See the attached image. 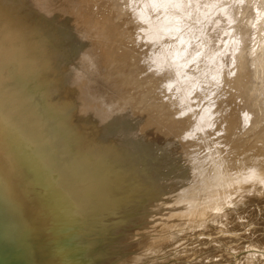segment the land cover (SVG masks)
Returning <instances> with one entry per match:
<instances>
[{
    "label": "bare ground",
    "instance_id": "1",
    "mask_svg": "<svg viewBox=\"0 0 264 264\" xmlns=\"http://www.w3.org/2000/svg\"><path fill=\"white\" fill-rule=\"evenodd\" d=\"M93 2L0 0V264H264V149L218 146L241 0ZM39 70L59 112L89 94L73 158L23 92Z\"/></svg>",
    "mask_w": 264,
    "mask_h": 264
},
{
    "label": "rangeland",
    "instance_id": "2",
    "mask_svg": "<svg viewBox=\"0 0 264 264\" xmlns=\"http://www.w3.org/2000/svg\"><path fill=\"white\" fill-rule=\"evenodd\" d=\"M93 1V10L100 3L107 4L110 11L114 13L113 20L115 22L122 21L128 16V11L125 9V6L128 5L129 0ZM231 1L236 0H225V3L229 4ZM28 25L32 26V23ZM225 31L229 32L230 39L238 37L240 45L235 54V72L229 83H227L226 93L222 99V101L229 103L231 108H233V125L231 131L223 138V141L218 146L223 153H228L225 155L226 158L237 161L241 156L240 154L244 151L253 148L258 149V151L264 149V0H241L238 7L236 6L235 8L232 21L225 26ZM26 64L30 68L37 70L35 68L36 65L34 66L30 61H26ZM40 74L41 70L31 76L28 75L27 80L23 81L25 83L23 92L29 96L30 100L28 103L30 105L32 104L31 106L33 108H36V106L37 108H42L41 114L43 115L44 113L43 116L47 119L45 120L47 122L50 121L48 124H51L54 131L58 130L57 132L66 136L68 144H71L70 155L73 158L76 147L83 140H81L82 136L77 128L70 122V117L75 112L77 103L83 102V99L87 98L86 95L88 96L89 94L86 90H81L80 85L74 88L72 87L74 100L70 104L68 103L69 105L65 107L64 113L59 112L50 103H47L48 80L39 78ZM14 80L20 83L16 78ZM36 94L37 98L35 97ZM34 104L37 105L33 106ZM239 109H242L244 112L247 111L251 115L250 122L245 128H242L241 118L238 112ZM56 124L59 128H55ZM194 240L198 242L197 237L191 238L189 240L190 243H181V246L178 247L179 249L177 248L175 251L181 254L186 253L187 247L191 246L189 244ZM187 243L188 245L185 247L184 244L186 245ZM193 244L195 245L196 243L193 242ZM175 251L173 253H176Z\"/></svg>",
    "mask_w": 264,
    "mask_h": 264
}]
</instances>
